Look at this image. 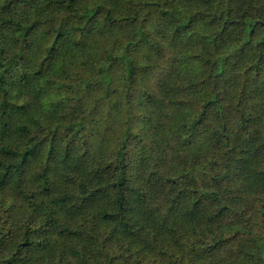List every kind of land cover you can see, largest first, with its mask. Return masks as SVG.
<instances>
[{
	"label": "trees",
	"instance_id": "obj_1",
	"mask_svg": "<svg viewBox=\"0 0 264 264\" xmlns=\"http://www.w3.org/2000/svg\"><path fill=\"white\" fill-rule=\"evenodd\" d=\"M0 264H264V0H0Z\"/></svg>",
	"mask_w": 264,
	"mask_h": 264
}]
</instances>
